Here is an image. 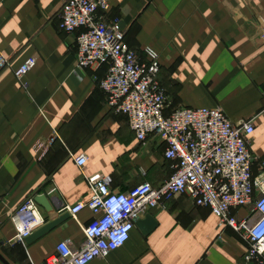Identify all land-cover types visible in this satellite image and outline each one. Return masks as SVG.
I'll return each mask as SVG.
<instances>
[{"label": "crops", "instance_id": "0c3cea01", "mask_svg": "<svg viewBox=\"0 0 264 264\" xmlns=\"http://www.w3.org/2000/svg\"><path fill=\"white\" fill-rule=\"evenodd\" d=\"M109 3L107 21H118L125 45L159 54L168 112L221 107L233 122L254 117L252 173L264 171V0ZM61 8L62 0H0V54L8 59L0 68V256L6 264H39L60 242L76 247L83 240L80 224L94 215L84 208L75 219L67 211L91 194L75 156L85 154V173L108 176L116 193L144 182L155 187L171 175L165 142L153 135L137 140L127 116L107 104L99 87L106 66L75 65V35L60 31ZM30 57L35 65L19 81L14 72ZM39 194L55 209L48 213L38 204L44 224L65 212L69 217L30 243L16 241L18 207ZM148 213L156 222L151 231L135 225L125 244L88 264H245L242 234L187 194ZM231 213L250 222L259 216L252 204Z\"/></svg>", "mask_w": 264, "mask_h": 264}, {"label": "built area", "instance_id": "2783aa9c", "mask_svg": "<svg viewBox=\"0 0 264 264\" xmlns=\"http://www.w3.org/2000/svg\"><path fill=\"white\" fill-rule=\"evenodd\" d=\"M109 9V0H62L60 31L75 35L78 68L106 66L99 87L110 108L127 116L137 140L143 142L153 135L165 142L171 175L155 187L144 182L130 192L116 193L108 176L85 173V154L75 156L91 194L67 211L76 219L88 208L94 217L80 224L84 237L78 246L62 241L39 264H88L104 258L125 244L138 218L181 194H187L194 205L209 208L220 224L242 234L248 243L245 264H264V171L253 175L249 150L254 117L233 122L221 107L177 106L168 112L171 100L158 79L159 54L151 48H144L142 54L129 49L118 21H107ZM260 35L264 38L262 18ZM7 64L8 59L0 54V68ZM34 65V57L28 58L15 70V77L22 81ZM249 204L259 214L253 222L232 215L233 208ZM38 210L34 196L18 207L16 241H24L44 224Z\"/></svg>", "mask_w": 264, "mask_h": 264}, {"label": "water", "instance_id": "95a60500", "mask_svg": "<svg viewBox=\"0 0 264 264\" xmlns=\"http://www.w3.org/2000/svg\"><path fill=\"white\" fill-rule=\"evenodd\" d=\"M34 200L37 204L43 206L48 213H52V211L55 210L49 198L44 194H39L37 196H34ZM68 217H69V214L65 212L61 214L60 216L52 218L49 222L42 225L40 228H38L33 233H31L28 237H26L24 239L25 242L30 243L38 239L42 235L51 231L53 228H55L58 224H60L63 220L67 219ZM135 225L139 227L140 229H142L143 231H151L156 226V222L151 214L146 213L143 216V218L142 217L138 218L135 221ZM0 260L6 264V261L1 256H0Z\"/></svg>", "mask_w": 264, "mask_h": 264}]
</instances>
